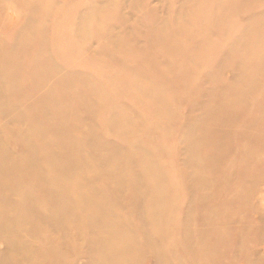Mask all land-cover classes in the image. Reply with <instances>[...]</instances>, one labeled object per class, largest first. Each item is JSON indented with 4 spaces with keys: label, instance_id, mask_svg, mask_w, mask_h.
<instances>
[{
    "label": "rangeland",
    "instance_id": "rangeland-1",
    "mask_svg": "<svg viewBox=\"0 0 264 264\" xmlns=\"http://www.w3.org/2000/svg\"><path fill=\"white\" fill-rule=\"evenodd\" d=\"M2 92L0 264H264V0H0Z\"/></svg>",
    "mask_w": 264,
    "mask_h": 264
},
{
    "label": "bare ground",
    "instance_id": "bare-ground-1",
    "mask_svg": "<svg viewBox=\"0 0 264 264\" xmlns=\"http://www.w3.org/2000/svg\"><path fill=\"white\" fill-rule=\"evenodd\" d=\"M11 78V77H10ZM3 97H5V94L2 92L0 94V100H3ZM49 141L48 140H44V145H46ZM7 162V161H6ZM5 162V164H6ZM4 164V165H5ZM151 172V171H150ZM146 174V172H144ZM53 176H54V173H53ZM53 178V177H52ZM122 181V180H121ZM78 206L81 207L82 209H84V206H85V202L83 200H79L78 201ZM95 207V205H93V208ZM68 210H70V212H77V208L76 207H72V206H69ZM84 211V210H83ZM102 212H104V210H102ZM85 215L82 217V220L83 222L89 224V223H96L97 225H99L100 222H103V220H107V218H105L104 216H106V214H109V213H95V214H92L88 211H84ZM89 215L92 217L90 218ZM115 238V237H114ZM102 249V248H101ZM99 255V254H98ZM120 259L124 258V256L122 257H119Z\"/></svg>",
    "mask_w": 264,
    "mask_h": 264
}]
</instances>
